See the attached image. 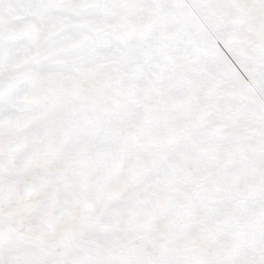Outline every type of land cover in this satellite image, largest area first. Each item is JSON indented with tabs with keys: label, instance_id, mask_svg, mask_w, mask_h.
Here are the masks:
<instances>
[{
	"label": "snow or ice",
	"instance_id": "snow-or-ice-1",
	"mask_svg": "<svg viewBox=\"0 0 264 264\" xmlns=\"http://www.w3.org/2000/svg\"><path fill=\"white\" fill-rule=\"evenodd\" d=\"M0 264H264V0H0Z\"/></svg>",
	"mask_w": 264,
	"mask_h": 264
}]
</instances>
